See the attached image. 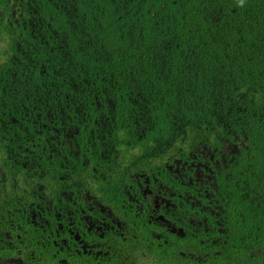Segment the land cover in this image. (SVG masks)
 Instances as JSON below:
<instances>
[{"label": "trees", "instance_id": "16d2710c", "mask_svg": "<svg viewBox=\"0 0 264 264\" xmlns=\"http://www.w3.org/2000/svg\"><path fill=\"white\" fill-rule=\"evenodd\" d=\"M42 4L54 12L43 17L47 31L0 66V139L10 113L48 122L42 108L51 107L61 123L59 108L71 107L73 123L88 125L75 136L83 153L101 143L104 154L116 148L136 160L179 145L185 156L228 150L217 177L225 229L217 264H264V0Z\"/></svg>", "mask_w": 264, "mask_h": 264}, {"label": "flooded vegetation", "instance_id": "af4514ba", "mask_svg": "<svg viewBox=\"0 0 264 264\" xmlns=\"http://www.w3.org/2000/svg\"><path fill=\"white\" fill-rule=\"evenodd\" d=\"M41 1L0 0L7 44L0 66L47 31L43 17L54 12ZM42 109L48 122H20L10 113L13 121L1 123L0 264H217L225 233L217 177L228 150L218 158L205 146L185 156L179 145L136 160L116 148L104 154L101 143L83 153L75 136L88 125L73 123L65 113L71 107L59 108L68 119L61 123L54 108Z\"/></svg>", "mask_w": 264, "mask_h": 264}, {"label": "rangeland", "instance_id": "374dc122", "mask_svg": "<svg viewBox=\"0 0 264 264\" xmlns=\"http://www.w3.org/2000/svg\"><path fill=\"white\" fill-rule=\"evenodd\" d=\"M7 44L3 41V38H0V55H2L6 48ZM0 60L2 61V59L0 58Z\"/></svg>", "mask_w": 264, "mask_h": 264}]
</instances>
